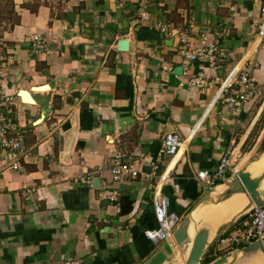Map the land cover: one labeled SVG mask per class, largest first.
<instances>
[{
    "label": "crops",
    "instance_id": "1",
    "mask_svg": "<svg viewBox=\"0 0 264 264\" xmlns=\"http://www.w3.org/2000/svg\"><path fill=\"white\" fill-rule=\"evenodd\" d=\"M136 2L0 0V95L13 99L9 118L24 153L13 169L0 147V264L143 263L158 247L144 236L158 227V176L168 172L158 191L168 211L183 218L205 190L198 173H210L234 151L264 100V42L257 35L264 0H152L150 24L137 21ZM155 23L185 28L194 40L205 33L210 41L219 30L234 58L223 72L188 64V75L201 76L204 86L180 87L178 41ZM35 36L41 53L32 51ZM124 39L128 50L119 52ZM252 59L257 97L238 122L225 105L200 121L217 79ZM262 119L264 109L241 153L254 155L264 144ZM168 133L182 141L173 157L159 154ZM117 154L137 177L112 181ZM111 193L116 202L107 199ZM236 204L243 201L217 212Z\"/></svg>",
    "mask_w": 264,
    "mask_h": 264
},
{
    "label": "built area",
    "instance_id": "2",
    "mask_svg": "<svg viewBox=\"0 0 264 264\" xmlns=\"http://www.w3.org/2000/svg\"><path fill=\"white\" fill-rule=\"evenodd\" d=\"M152 0H137L136 16L140 23H151L150 5ZM153 28L159 33L169 38L175 36L178 41V54L182 58V78L179 80V86L189 88H202L204 80L201 76L190 77L188 75V64L202 63L209 69L217 72L222 70L234 58L231 49L221 43L223 32L215 30L211 36L213 39L208 40L205 33L195 36L185 28H171L168 25L155 23ZM257 35L260 42H264V6L259 10ZM32 51L41 53L44 49L43 44L38 37L32 38ZM234 65L225 75H222L218 81V88L215 94L205 107L200 121L209 114L216 106L225 105L230 107V114L238 122V118L242 113L243 106L257 97L255 91V69L257 67L256 59L247 60V66L237 67ZM13 99L11 97L0 95V147L9 151L12 159V168L17 167L18 161L24 157L21 150V137L17 132V126L10 120L11 106ZM182 147V141L176 133L166 134L161 141L159 154L175 156ZM231 151H226L219 159L217 166L210 173L199 172L198 178L204 184L205 188L212 187L219 183L224 174L236 175L238 169L236 162H232L228 167V160ZM139 172L127 167L121 163V155L117 154L113 157V166L111 168L112 181H120L123 176L137 177ZM148 178L146 174H140ZM168 178V172H163L158 176V181L152 198V207L158 227L148 230L144 233L147 240L155 245L163 242H172V233L181 221V217L175 213L168 211L169 201L158 191L160 183H164ZM90 183V177L86 179ZM110 202L117 201V194L111 193L108 198ZM264 238V203L255 208L231 233L222 236L214 245L215 253L231 252L233 250L245 247L257 239ZM227 254V253H226ZM215 257V256H214Z\"/></svg>",
    "mask_w": 264,
    "mask_h": 264
},
{
    "label": "water",
    "instance_id": "3",
    "mask_svg": "<svg viewBox=\"0 0 264 264\" xmlns=\"http://www.w3.org/2000/svg\"><path fill=\"white\" fill-rule=\"evenodd\" d=\"M128 47L129 42L125 39L116 44L119 52H126ZM174 73L181 75L182 69L177 68ZM263 109L264 100L232 152L227 167L234 161ZM246 158L238 162L236 175L224 174L219 183L205 188L203 195L191 206L173 231L172 242H163L158 245L153 254L141 264H201L203 258L222 236L239 220L264 203V198L258 191L264 171L260 177L251 178L245 170L241 169ZM235 197L245 200L243 206L222 216L217 225L208 220L213 207L220 206ZM255 259L264 263V238L224 254L209 264H248Z\"/></svg>",
    "mask_w": 264,
    "mask_h": 264
},
{
    "label": "rangeland",
    "instance_id": "4",
    "mask_svg": "<svg viewBox=\"0 0 264 264\" xmlns=\"http://www.w3.org/2000/svg\"><path fill=\"white\" fill-rule=\"evenodd\" d=\"M252 102H254V101H252ZM260 118V117H259ZM262 123L264 122V119H262V121H261ZM261 124V123H260ZM262 125V124H261ZM264 125V124H263ZM264 127V126H263ZM262 127V128H263ZM263 133H264V128H263V131H262ZM258 133L259 134H261V131H258ZM259 134H257L256 135V137L259 135ZM255 137V138H256ZM263 137V136H262ZM261 138V137H260ZM251 142V141H250ZM261 147V146H260ZM246 151H248V150H246ZM264 151V149H258V151H257V153L256 154H254V155H248V153L249 152H243L242 151V153H241V150H239L238 152H237V156L235 157V159H234V162H236L235 163V166H237V164H238V162H240L239 160H242L244 157H247L244 161V163H243V166L241 167V169H242V171L243 170H245V168H246V166L249 164V163H251V162H253V161H255V160H257V159H259L260 158V155H261V153ZM233 152V151H232ZM246 153V154H245ZM244 155V156H243ZM261 169V170H260ZM263 171H264V159L262 160V161H259L255 166H253V167H251L248 171H247V173L251 176V178H258L259 176H261L262 174H263ZM255 176V177H254ZM263 179H264V177H263ZM258 191H259V194L261 195V196H263L264 197V190H262L260 187H259V189H258ZM247 217V216H246ZM241 223V222H240ZM234 230V228H231L224 236H226V235H228L229 233H231L232 231ZM215 248H216V246L214 245L213 246V250H212V256L214 257H218L219 256V254H221V255H224V254H226V253H228V252H221V253H215ZM214 257V258H215Z\"/></svg>",
    "mask_w": 264,
    "mask_h": 264
},
{
    "label": "bare ground",
    "instance_id": "5",
    "mask_svg": "<svg viewBox=\"0 0 264 264\" xmlns=\"http://www.w3.org/2000/svg\"><path fill=\"white\" fill-rule=\"evenodd\" d=\"M263 159H264V151L261 153L259 159H257V160H255V161L249 163V164L246 166L245 171L247 172L251 167L255 166L259 161H262ZM260 183H261V182H260ZM259 185H260V184H259ZM239 198H240V197H235V198H233V199L228 200L227 202L223 203V204L220 205V206L213 207L212 212H211V214H210L209 217H208V220H209L210 222H212L213 224H216V225H217L218 222H219V220L221 219L222 216H224L225 214L230 213V212H232L233 210H236L237 208L243 206V204L245 203V200H244L243 198H240V200L243 201V204H242L241 206H239V207H237V204H236V205L233 206L232 208H228V210H226V211H222V212H221V211H220V212H217V211H218L221 207H223V206H225V205H228V204H230V202H232L233 200H236V199H239ZM235 203H238V202H235ZM238 205H239V203H238ZM216 212H217V213H216Z\"/></svg>",
    "mask_w": 264,
    "mask_h": 264
},
{
    "label": "trees",
    "instance_id": "6",
    "mask_svg": "<svg viewBox=\"0 0 264 264\" xmlns=\"http://www.w3.org/2000/svg\"><path fill=\"white\" fill-rule=\"evenodd\" d=\"M260 149H264V144L261 145ZM214 260V257L212 256V249L206 254V256L203 258L201 264H209Z\"/></svg>",
    "mask_w": 264,
    "mask_h": 264
}]
</instances>
